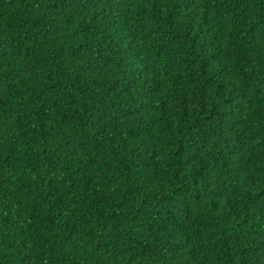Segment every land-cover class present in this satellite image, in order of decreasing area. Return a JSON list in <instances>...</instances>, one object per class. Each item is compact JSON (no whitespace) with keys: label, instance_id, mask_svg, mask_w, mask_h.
<instances>
[{"label":"trees","instance_id":"1","mask_svg":"<svg viewBox=\"0 0 264 264\" xmlns=\"http://www.w3.org/2000/svg\"><path fill=\"white\" fill-rule=\"evenodd\" d=\"M0 264H264V0H0Z\"/></svg>","mask_w":264,"mask_h":264}]
</instances>
